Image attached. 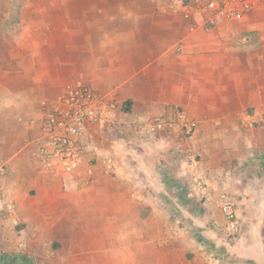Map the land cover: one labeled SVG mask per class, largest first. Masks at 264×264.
<instances>
[{
  "label": "crops",
  "instance_id": "1",
  "mask_svg": "<svg viewBox=\"0 0 264 264\" xmlns=\"http://www.w3.org/2000/svg\"><path fill=\"white\" fill-rule=\"evenodd\" d=\"M109 1L96 15L113 35L98 46L113 49L105 57L114 65L106 88L120 107L114 127L122 124L124 133L109 143L100 133V151L88 145L73 175L45 173L33 156L42 116L33 99L44 94L50 76L26 61L23 48L15 58L0 57V192L15 202L9 222L24 225L17 233L0 222V247L20 252V245L53 264H152L156 247L164 250V264H176L173 253L182 244L190 245L198 261L197 244L177 224L171 226L170 211L146 189L153 185L168 197L181 183L163 180L145 154L122 155L112 148L123 137L146 146L164 142V173L180 180L191 196L205 203L223 193L244 197L242 212L245 203L264 204V7L246 14L249 23L210 26L205 5L216 12L211 3L225 2L222 11L234 15V0ZM251 28L261 32L257 41L239 38ZM176 111L195 124L190 136L178 125L164 134L154 126L160 117L175 118ZM247 220L256 227L263 222ZM182 257L186 264L188 257Z\"/></svg>",
  "mask_w": 264,
  "mask_h": 264
},
{
  "label": "rangeland",
  "instance_id": "2",
  "mask_svg": "<svg viewBox=\"0 0 264 264\" xmlns=\"http://www.w3.org/2000/svg\"><path fill=\"white\" fill-rule=\"evenodd\" d=\"M110 2L112 1L0 0V57L15 58L17 54L20 55L21 48H23L26 61L34 62L38 73L50 76L49 86L42 84L46 85L44 94L38 93L33 99L42 112L39 126L45 115L57 110L60 106L59 97L69 89H87L97 95L112 93L106 86H110L113 82L111 73L114 65L105 57H111L113 49L112 47H99L98 44L107 43V40L112 39L113 33L106 31V26L98 22L96 15L98 7H107V3L110 4ZM186 3L188 4L189 1H185L184 4ZM226 6L224 2L221 10L215 12L205 5V12L208 15L207 25L213 26L228 20L249 23L251 19L248 20L246 14H251L256 7H264V3L257 5L250 0L236 3L234 0L232 2L234 15H229V11L226 13L222 11ZM82 23L86 27L85 31L80 30ZM251 27L254 26L251 25ZM252 28L240 34L239 38L247 37L252 41H257L261 32L257 29L252 30ZM243 30L244 28L241 31ZM81 40L86 44L85 47L79 46ZM27 67L28 71L34 70L33 67L26 65ZM120 126L122 127V124L105 129L103 139L109 143L118 134H123V131L120 132ZM128 140L125 137L118 140L119 146H113L112 151L124 152L122 155L130 151L145 154L151 158L148 162L163 180L173 185L174 183L182 185L179 191L168 197L164 191H153L155 188L153 185H148L146 188L156 198L158 204L167 207L170 211L171 226L177 224L175 227L188 234L191 242L197 244L199 258H195H198V261L190 256V254L194 255L190 245L181 244L178 251L173 253L176 264H182L184 253L188 257L184 260L186 264H264V204H243V230L233 239H227L222 233L224 218L223 221H218L216 210L218 211L219 208L214 202L205 203V200L191 196L180 180L171 173V175L164 173V142L158 146L155 144L146 146V144L142 145L143 142L129 143ZM181 158L185 161L187 156L182 154ZM128 167L133 168V165L130 163ZM170 171L172 170L169 169ZM220 195L217 194L216 197ZM243 198L239 197L238 200L243 201ZM164 199L169 200V203L164 202ZM9 200L11 199L8 197L3 200L0 192V203H15ZM176 200L179 202L176 203ZM0 211V222H5L12 231L17 233L22 230L24 225L20 222H13V220L9 222L13 214L8 211L6 204ZM250 217L263 222L256 227L247 220ZM258 239H263V244ZM161 247H164V244ZM18 248L20 252H6L0 247V253L9 256L8 262H3V264H53L49 262L51 260H47L46 263L45 257L30 256L20 245ZM151 248L152 264H164V250ZM178 255L181 256L178 257Z\"/></svg>",
  "mask_w": 264,
  "mask_h": 264
},
{
  "label": "built area",
  "instance_id": "3",
  "mask_svg": "<svg viewBox=\"0 0 264 264\" xmlns=\"http://www.w3.org/2000/svg\"><path fill=\"white\" fill-rule=\"evenodd\" d=\"M211 6L220 10L223 5L213 1ZM59 103L55 112L41 119L40 136L33 142V156L45 173L70 176L84 162L88 145L93 146V152L100 151L97 137L115 125L120 107L114 94L97 95L82 88L67 90L59 97ZM177 125L187 137L195 128L182 111H176L175 118L160 117L154 121L161 134L170 132ZM88 172L92 173V168ZM213 202L224 218L223 236L233 239L243 230L241 202L228 193L221 194ZM7 209L13 210L10 202Z\"/></svg>",
  "mask_w": 264,
  "mask_h": 264
},
{
  "label": "trees",
  "instance_id": "4",
  "mask_svg": "<svg viewBox=\"0 0 264 264\" xmlns=\"http://www.w3.org/2000/svg\"><path fill=\"white\" fill-rule=\"evenodd\" d=\"M124 110L125 112H128L129 109H128V103H126V105L124 104ZM244 225V224H243ZM9 256L5 255V253H0V264H3V262H8L7 259H8Z\"/></svg>",
  "mask_w": 264,
  "mask_h": 264
}]
</instances>
